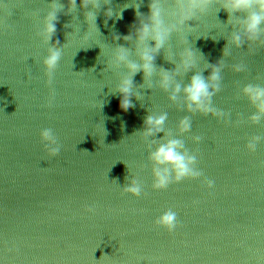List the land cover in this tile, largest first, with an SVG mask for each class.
I'll return each instance as SVG.
<instances>
[{"label": "water", "instance_id": "1", "mask_svg": "<svg viewBox=\"0 0 264 264\" xmlns=\"http://www.w3.org/2000/svg\"><path fill=\"white\" fill-rule=\"evenodd\" d=\"M161 2L165 24L175 28L146 76L112 60L123 47L143 63L132 26L136 6L146 16L150 0H102L96 27L81 0L73 11L68 0H0V264H264V116L249 119L257 109L244 93L264 87V43L244 31L256 9L230 13L213 0L181 25L175 0ZM186 47L196 52L187 70ZM53 51L60 57L49 83ZM214 66L218 82L210 80ZM194 75L209 83L217 114L189 110L184 88ZM125 78L133 105L126 111ZM150 115L166 116L161 131L148 133ZM253 137H260L255 151ZM170 140L195 158L189 167L200 175L177 182L171 162L151 158ZM154 169L168 170L167 188L154 187ZM133 182L139 195L128 191ZM168 211L176 213L174 231L156 223Z\"/></svg>", "mask_w": 264, "mask_h": 264}, {"label": "clouds", "instance_id": "2", "mask_svg": "<svg viewBox=\"0 0 264 264\" xmlns=\"http://www.w3.org/2000/svg\"><path fill=\"white\" fill-rule=\"evenodd\" d=\"M213 0H175L174 12L173 15H177L179 24H184L185 20L192 18L197 11L204 12L207 10L210 3ZM102 0H81L80 6L85 9V19L88 24L91 22L96 27V16L97 11L101 8L100 5ZM103 3L108 5L111 4V0H103ZM164 3L161 0H150L149 3V13L144 16L139 12V5L137 7V16L140 18L138 24H134L133 30L137 38V47L139 50L140 59L143 63H136L129 59L127 49L120 47L118 48L113 56L112 63L115 66H120V64H125L132 75L136 71L143 69L146 76H151L154 70V56L162 47L165 46L168 41L173 28L175 25L168 26L165 24L164 20ZM222 7L228 10L230 13L237 10H248L255 8L256 11L252 12L244 21L245 24V33L249 40L261 41V33L264 32V29L261 28V24L264 23V0H222ZM53 8H56V5H53ZM77 0H68V9L69 11L76 10ZM126 8V7H125ZM92 9H96L93 11ZM123 10V9H122ZM122 10L116 14L118 18L122 17ZM106 17H111L113 15V9L107 7L105 10ZM57 19L56 12L53 10L48 15V23L46 26L47 38H51V34L55 32V23ZM119 39V37H117ZM124 39L131 40L132 34L125 36ZM148 39L155 41L154 46L148 47L145 46V42ZM231 42H234L237 46L242 43V37L240 33H234L231 38ZM225 54L227 51L225 50ZM60 57L59 51H53L52 54L46 58L45 64L48 67V78L49 83H51L54 69L57 65V62ZM182 62L185 70L194 66L196 63V52L191 47H186L182 53ZM220 69L218 67H213L210 80L213 82H218L220 79L219 76ZM170 77L167 73L163 76V85L165 88L168 87ZM132 86V79L125 78L122 80L119 91L122 94V99L120 106L125 111L133 106L130 99V92ZM214 89H218V83L211 85ZM209 83L201 75H194L192 77L191 83L185 86L184 91L187 93V100L189 101L188 108L191 111L199 110L204 113L212 112L217 114V110L212 106L211 96L213 92L209 91ZM180 91V85H176L175 92ZM244 93L247 95L251 103L257 109L256 113L251 115L249 119L254 123H259L261 117L264 116V87L248 85L244 88ZM175 96H173V99ZM195 104V107H193ZM166 119L165 115L159 117L148 116L145 123L149 125L148 133L150 134L153 131L159 132L162 130L161 126L163 125ZM188 119L181 121V128L184 131L189 129ZM45 139H51V132L45 130L43 133ZM260 137H253L249 143V149L255 151L256 142ZM180 146L178 140H170L167 144H162L156 151L151 153V158L158 164H163L165 162H171L175 171V181H180L185 177H195L200 175L199 172L194 171L189 167L191 163L194 162V157H188L185 154H181L176 151L177 147ZM59 149L52 148L51 152L56 153ZM156 182L154 187L157 189L167 188L168 184L171 181V177L167 174L168 170L165 169L162 173L159 169H154ZM212 181L208 182L209 187L212 186ZM133 193L139 195L140 188L138 185L133 182V186L128 189ZM157 224H162L168 228L169 231H174L177 227L176 213L172 211L166 212L164 215L160 216L156 220Z\"/></svg>", "mask_w": 264, "mask_h": 264}]
</instances>
